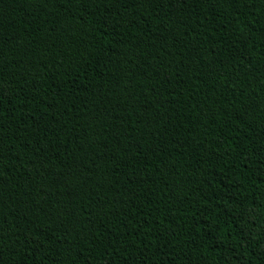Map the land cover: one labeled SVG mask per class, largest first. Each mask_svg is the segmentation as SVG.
Returning <instances> with one entry per match:
<instances>
[{
    "label": "trees",
    "instance_id": "trees-1",
    "mask_svg": "<svg viewBox=\"0 0 264 264\" xmlns=\"http://www.w3.org/2000/svg\"><path fill=\"white\" fill-rule=\"evenodd\" d=\"M0 264H264V0H0Z\"/></svg>",
    "mask_w": 264,
    "mask_h": 264
}]
</instances>
